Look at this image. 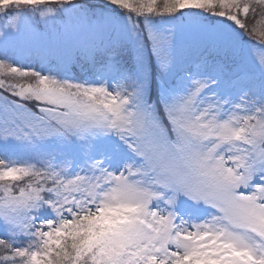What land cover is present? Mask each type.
<instances>
[{
	"label": "snow or ice",
	"instance_id": "1",
	"mask_svg": "<svg viewBox=\"0 0 264 264\" xmlns=\"http://www.w3.org/2000/svg\"><path fill=\"white\" fill-rule=\"evenodd\" d=\"M0 264H264V0H0Z\"/></svg>",
	"mask_w": 264,
	"mask_h": 264
}]
</instances>
